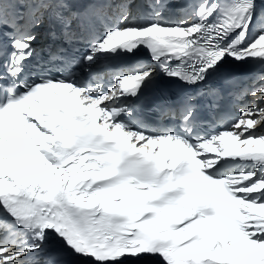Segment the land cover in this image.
I'll return each mask as SVG.
<instances>
[{
	"label": "snow or ice",
	"instance_id": "6c2138e0",
	"mask_svg": "<svg viewBox=\"0 0 264 264\" xmlns=\"http://www.w3.org/2000/svg\"><path fill=\"white\" fill-rule=\"evenodd\" d=\"M0 264H264V0H0Z\"/></svg>",
	"mask_w": 264,
	"mask_h": 264
},
{
	"label": "bare ground",
	"instance_id": "6f19581e",
	"mask_svg": "<svg viewBox=\"0 0 264 264\" xmlns=\"http://www.w3.org/2000/svg\"><path fill=\"white\" fill-rule=\"evenodd\" d=\"M247 102V101H246Z\"/></svg>",
	"mask_w": 264,
	"mask_h": 264
}]
</instances>
